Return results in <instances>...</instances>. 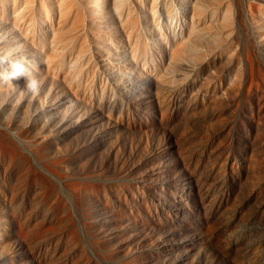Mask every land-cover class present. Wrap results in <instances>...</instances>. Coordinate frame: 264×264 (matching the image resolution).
<instances>
[{"label": "rangeland", "instance_id": "1", "mask_svg": "<svg viewBox=\"0 0 264 264\" xmlns=\"http://www.w3.org/2000/svg\"><path fill=\"white\" fill-rule=\"evenodd\" d=\"M0 58V264H264V0H0Z\"/></svg>", "mask_w": 264, "mask_h": 264}, {"label": "clouds", "instance_id": "2", "mask_svg": "<svg viewBox=\"0 0 264 264\" xmlns=\"http://www.w3.org/2000/svg\"><path fill=\"white\" fill-rule=\"evenodd\" d=\"M7 60H4L0 58V63H4ZM11 72H7L6 74L8 77L12 80L13 78H19L21 76L26 77L27 83L26 88L24 91L30 92L32 95H38L41 90V79L38 76L35 75H25L26 72L29 71V69L26 67L24 63L21 62V60H16L10 63ZM3 74H0L2 76Z\"/></svg>", "mask_w": 264, "mask_h": 264}, {"label": "bare ground", "instance_id": "3", "mask_svg": "<svg viewBox=\"0 0 264 264\" xmlns=\"http://www.w3.org/2000/svg\"><path fill=\"white\" fill-rule=\"evenodd\" d=\"M155 2V1H154ZM160 3V2H159ZM16 26L21 30V31H25V27H24V24L23 23H17L16 24ZM8 60L7 61H5L4 63H1L0 65L1 66H4L5 68H7L8 67ZM0 86H1V84H0ZM2 231V228H1V226H0V232Z\"/></svg>", "mask_w": 264, "mask_h": 264}]
</instances>
